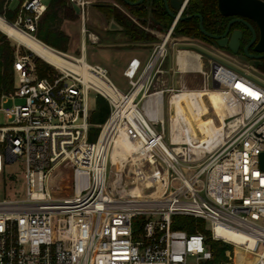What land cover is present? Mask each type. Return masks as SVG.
Returning a JSON list of instances; mask_svg holds the SVG:
<instances>
[{
	"label": "built area",
	"instance_id": "2783aa9c",
	"mask_svg": "<svg viewBox=\"0 0 264 264\" xmlns=\"http://www.w3.org/2000/svg\"><path fill=\"white\" fill-rule=\"evenodd\" d=\"M76 1L85 18L90 1ZM189 2L184 0L170 28L154 45L148 63L142 67L135 57L124 71L131 85L123 91L126 96L140 86L134 103L147 139L136 133L148 148L145 159L161 178L167 172L160 196L127 192L121 178L113 183L110 149L116 130L107 126L117 104L86 78L85 68L55 66V71L40 76L34 53L16 52L14 88L0 99V110L7 119L0 125V179L5 186L15 182L18 174L6 169L19 160L25 165L26 188L22 196L0 199V264H212L207 236L201 231L174 229L175 214L205 219L212 239L233 246L231 264H236L238 248L245 253L240 264H264V167L260 159L264 152V81L224 62L213 73L203 70L204 88H209L212 76L239 106L230 113L233 118L226 134L196 142L197 146L184 139V118L175 124L171 121L170 134L175 128L180 141L173 137L166 141L164 118L155 99L148 107V101L139 97L145 89L148 96L162 100L163 89L155 88V82L163 72L177 21ZM47 6L43 0H21L13 23L34 35ZM83 31L87 32L85 26ZM58 52L79 66L84 59L88 61L84 52L81 56ZM86 70L120 89L106 66L90 63ZM91 89L111 104V114L95 140L89 137ZM10 100L14 103L6 106ZM194 167L198 168L193 172ZM57 169H70L69 194L57 192L61 189L54 173ZM132 173L136 185L149 177L153 182L147 187L156 182L155 175L142 165ZM141 214L144 220L135 232L134 220ZM250 256L256 257L249 261Z\"/></svg>",
	"mask_w": 264,
	"mask_h": 264
},
{
	"label": "trees",
	"instance_id": "16d2710c",
	"mask_svg": "<svg viewBox=\"0 0 264 264\" xmlns=\"http://www.w3.org/2000/svg\"><path fill=\"white\" fill-rule=\"evenodd\" d=\"M134 1V0H133ZM96 6L100 12L108 19L114 17L123 27V31L132 41H155L157 36L145 27L149 24L156 26L160 30L168 28L173 21V17L167 10L164 0H145L144 4L133 5L125 0H97ZM186 13H201L203 25L208 31H218L221 29L222 20L226 17L218 10V0H190L186 8ZM0 14H4L7 20L14 22L18 15V8L15 10L5 6V0L0 2ZM63 18L76 19L75 12L69 0H51L40 21L34 35L48 45L65 50L68 47L70 37L59 28V23ZM200 17L192 16L180 19L176 26V31L186 35L200 36L202 31L199 26ZM31 53V51H30ZM15 48L0 31V99L3 93H8L14 88L15 73ZM40 76L48 72L55 71L54 66L43 61L39 57L35 58ZM260 69L264 72V59L260 64ZM111 114V104L102 94H98L97 106L91 111V131L90 139L95 140L100 132V125L103 124ZM70 183H71V179ZM62 184L61 194H69L71 186ZM144 216H137L134 220V231L137 232ZM172 227L174 229H184L189 233L197 231L203 232L208 239L209 246L213 252L212 264H231L233 246L221 240H214L205 219L187 214L173 215Z\"/></svg>",
	"mask_w": 264,
	"mask_h": 264
},
{
	"label": "rangeland",
	"instance_id": "374dc122",
	"mask_svg": "<svg viewBox=\"0 0 264 264\" xmlns=\"http://www.w3.org/2000/svg\"><path fill=\"white\" fill-rule=\"evenodd\" d=\"M43 1L45 3H48L49 0H43ZM0 2H1V0H0ZM20 2H21V0H10V2L8 4L9 9H11V10L17 9L20 5ZM5 3H6V0H5ZM96 3H97V0L90 1L88 6L86 7V22H85V25L87 28V32H86L87 42H86V44H89L87 60L90 63H99V64L106 66L109 70L108 75H109L110 79L113 81V83L118 88H120L122 91H127L129 89L130 85L128 82V78L125 77L123 74V69H124L125 64L128 60L129 52H130L129 46H126V47L124 46V45H127L126 42L128 40V36L122 30H109L108 24H109L110 19L109 20L104 19L103 22L100 21V18H99L100 13L97 11L98 8L96 6ZM1 15L4 16V14H1ZM79 17L80 16H78V19H79ZM77 20L75 22L77 25V28H76L77 30H76V32H72L73 33L72 34V42H73V45L76 44V42L78 44H76L74 46L73 50L72 49L70 50V54H72L74 56H81L82 48H83V44H81V41H82L83 36L85 34L81 31V28H82L81 17L78 21ZM178 21H177V23H178ZM171 25H172V23L170 24V26ZM170 26L167 29H169ZM176 26H177V24H176ZM176 26H175L174 32L172 34L171 43L175 42V41H179L183 45H186V44H193L191 41H194L195 44L192 45L194 48L199 49L200 51L207 53L211 57L215 58L212 60L213 61L212 62V68H211L212 73L216 69V67L219 65V63H220L219 61H223L224 63H227V64H229V65H231V66H233L239 70L244 69L238 62L230 59L227 56L220 54L218 50L212 49L208 46L198 45L196 43H200V42L197 40L191 39L190 35L182 34L179 31L177 32ZM1 32H2V34H4L6 36V39H8L9 42L12 44V46L15 48V54H16V52H30L31 51L30 49H28L26 46H24L23 44L18 42L13 37L9 36L8 34L4 33L3 31H1ZM92 33L98 34V36L100 37L99 42H95V43L93 42V40L91 38ZM162 35H163V33L161 31L157 32L156 33L157 40L160 39L162 37ZM33 55L35 58L39 57L35 53ZM39 58L42 59L43 61H45L43 58H41V57H39ZM52 66H54V65H52ZM54 68H55V66H54ZM259 79L264 81V79H261V78H259ZM192 84L194 86L193 85L189 86V89H202V88H204V75H200V74L194 75V77L192 79ZM182 89H186V88H182ZM207 89L214 90V91L225 90L223 88V85L221 83L217 82L214 78H212V76H211V78H209V88H207ZM151 90H153V89H151ZM178 91H180V90L177 89V90L167 91L163 94L162 100L160 99V101L162 102L161 109H160L161 113H162L161 115L163 116L164 122H165V132H166L165 139H166V141L170 140L169 134H170V129H171V121L174 119V110L172 109V107L170 105V98H171L173 93L178 92ZM98 94H99V92L94 90V89H91L89 92L88 104H89V108L91 111L94 110L97 106ZM203 99H204V100H202L203 110L205 108L206 110H204V111L206 113H204L202 115V119H207V118L212 117L215 119L217 124H220V116L218 115V113H216L217 106L213 102L214 98L212 99L211 96L208 97L206 95V96H204ZM13 103H14V101L10 100L5 105L10 106ZM141 105H142V103L140 102L139 106L141 107ZM238 106H239V103H238L236 108H238ZM236 108L233 107V108L227 110L228 115L226 117V125L224 128V134H226L229 131V128L227 125H228V122L233 118V116H230V113H232L233 110H235ZM185 109H186L187 116H189V117L184 116L185 117L184 119L186 120L187 126L189 124L188 127H190V125L192 123L194 125V128L197 131L198 135L201 138L205 137V133L202 132V130L199 126V123L201 120H197L194 118V116H192V115H194V113L192 112V110L189 107H185ZM190 114H191V116H190ZM190 120H191V122H190ZM174 122L176 123V121L173 120V123ZM5 123H7L5 113L2 110H0V125L5 124ZM174 124H173V127H174ZM156 127H157V129H161L160 123H158L156 125ZM174 131L177 133L175 128H174ZM175 132L173 134H175ZM113 148L114 147L112 146L110 155L112 154ZM123 149L126 151V154H128L127 155L128 158L124 162L126 164L125 168L123 171H121V173L119 175L116 176V174L113 172L112 167H111L110 168L111 178H112L113 183H116V184H118V182L120 181V178H121V180L124 183V184H122L123 188L124 189H130L131 188L130 186L136 185L135 183L132 182L133 173L130 172V160L132 158H135L136 156H138V153L134 151L136 149L129 148L128 146L127 147L124 146ZM137 149H139V148H137ZM143 149L148 150V148H146V146H142V150ZM168 150L171 153V155H174L173 151L170 148H168ZM113 160H114V153H113ZM141 165L145 168V170L147 172H149V174H154L156 177V182L154 183V185H152L150 187H147V185H145V186L142 185L143 186V192L146 194H150L153 190L156 189L157 185L160 183L159 181H161L165 178L167 172L165 173V176L161 178L160 173H158L156 169H151V165L149 164V162L146 161L145 158L143 159V161H141ZM182 165L187 166L188 164L185 161H182ZM24 168H25L24 163H22L19 160L12 161L9 163V165L6 169L7 172H15L18 174V176L15 177L17 179L15 182H11V183L7 184L6 186H5L4 182H2V180L0 179V199H3L5 197L13 198V197L24 195L25 188H26V182H25V178H24ZM197 168L198 167L192 168V171L194 172ZM54 173H55V176H57V175L59 176L58 186L61 189L59 191L57 190V192L61 193V191H62L61 179H62L65 187H66V185L70 186V182H69L70 181L69 178H71L70 169H65L64 171H62L61 169H57ZM141 183H143V182H139V184H141ZM179 183H180V181L178 179H176L174 181L175 185H178ZM127 185H129V186H127ZM200 185H201V183H198V186H200ZM163 190L164 189H162V188L157 190L155 196L161 195ZM140 216L142 217L143 215L141 214ZM141 221H143V219H141ZM244 257H245L244 251L242 249L238 248L237 249L236 264H240ZM254 259H255V256L249 257V261H252Z\"/></svg>",
	"mask_w": 264,
	"mask_h": 264
},
{
	"label": "bare ground",
	"instance_id": "6f19581e",
	"mask_svg": "<svg viewBox=\"0 0 264 264\" xmlns=\"http://www.w3.org/2000/svg\"><path fill=\"white\" fill-rule=\"evenodd\" d=\"M0 30L8 34L9 36L13 37L14 39H16L18 42L26 46L28 49H30L39 57L43 58L45 61L49 62L50 64L58 68L70 67L78 71H82V69L85 68L86 78L94 82V84L98 88H100L105 94L112 96V100L115 101L117 104V109L113 112L112 116L110 117L109 124L107 126L109 129H112L113 131L116 130V134L113 136L114 143L112 146L114 148L112 154L110 155L113 172L117 176L125 168L126 164L124 162L127 160L128 154H126V151L123 149L124 146L126 147L128 146L129 148L132 149H136L134 151L138 153V156H136L135 158L132 159L130 158L131 159L130 172H134L137 168L141 166V161H143V159L146 158V155L149 152L148 150H144V149L142 150V146L145 145L143 141L138 137V134L136 133V130H138L147 139L137 120L139 113L141 114V112L138 111L134 103V97L137 94L138 90L140 89V86L137 88V90H135L133 94L126 96V94L123 91L112 87L102 78H94L92 74L90 75L89 72L86 70L90 62L84 59L82 65L80 66L71 62L62 53L58 52L51 46L47 45L46 43H44L34 35L21 29L13 22L7 20L5 17L1 15H0ZM206 95L208 97L211 96L212 99L214 98L213 102L217 106L216 113H218V115L220 116V124H217L215 119L212 117L207 119H202V115L206 113L204 111L206 109L204 108L203 110L202 100H204L203 98ZM170 105L174 110L173 120L176 121L177 123L178 121H180V118H185L184 116H187L185 107H189L192 110V112L194 113V115L192 116H194L195 119L201 120L199 126L202 132L205 133V137L201 138L198 135L192 123L190 125L191 128L188 127L189 126L188 124L187 127L183 126V128L181 129V131L184 134L187 133L184 137L185 141L190 142L191 145L193 146H197L196 142L199 141L209 142L211 139L213 140L214 138L221 137V135L224 133V128L226 125V117L228 115L227 110L233 107L236 108L238 102L236 98L226 90L214 91L207 88H202V89L186 88L172 94L170 98ZM125 118L128 119V121L126 122L127 124L123 121V119ZM173 139L174 141H180L179 132L177 133L175 132V134H173ZM208 147H210V145ZM182 149L183 148L180 145H176L177 151L182 152ZM113 153H114V160H113ZM167 159L171 160V158L168 155H167ZM167 181L168 179L166 173L165 178L159 181L160 183L158 182L159 184L157 185L156 189L153 190L149 194V196L151 198L156 197L155 196L156 191L161 188L164 189L166 187ZM152 182H153L152 177H149V180L144 181L141 184L130 186L131 187L130 189H124V190H127V192H131L133 194H143L142 185L144 186L151 185Z\"/></svg>",
	"mask_w": 264,
	"mask_h": 264
},
{
	"label": "crops",
	"instance_id": "0c3cea01",
	"mask_svg": "<svg viewBox=\"0 0 264 264\" xmlns=\"http://www.w3.org/2000/svg\"><path fill=\"white\" fill-rule=\"evenodd\" d=\"M50 1L51 0L48 1L47 5L50 3ZM97 11L100 13V16L99 15L98 16H99L101 22H103L104 19L109 20L105 14H103L99 10H97ZM78 16H80L82 19L81 31L85 34V35L83 34L84 36H83V39L81 41V44H83V48H84V49L82 48V52H84V54L87 58L89 44H86L87 34H86V32L83 31V27L84 26L86 27V25H85L86 14H85V18H83L81 14H78ZM80 17H79V19H80ZM77 19L78 18H76V19L63 18V20L58 25L59 28L61 30H63L66 34H68L70 37L67 49L62 50V49L53 47L51 45H49V46H51L52 48H54L58 51H62V52H66V53L70 54V50L71 49L73 50L74 46L76 44H78L76 42V44L73 45V42H72V34H73L72 32H76V30H77L76 29L77 25L75 23ZM145 28L155 35L157 32H160V29L158 27L151 26L149 24ZM92 34L97 36L96 40L92 39L93 42L94 43L99 42L100 37L98 36V34H96V33H92ZM159 40L160 39L155 40V41H132L128 36V40L126 42L127 45H124V46L125 47L129 46L130 52H129L128 60H127L125 67L123 69V74H124L126 67L129 64V62L135 57L140 59L142 67L145 66L151 57L154 45ZM191 42L193 44H195L194 41H191ZM193 44L183 45L179 41H175V42L170 43L169 54H168V56H167V58L163 64V72L159 75V80H157L155 82V84H156L155 88L163 89V94L167 91H172V89L177 90L179 88H189V86L193 85L192 79H193L194 75H198V74L203 75L202 74L203 70L204 71L205 70L206 71L211 70L212 62H213L212 61L213 59L211 58V56L208 55L207 53L200 51L199 49L194 48L192 46ZM124 76H125V74H124ZM129 85H130V83H129ZM130 89H131V85L129 86V89L127 91H129ZM139 97L142 98V101H144V100L148 101V104H147L148 107L151 105L152 99L153 100L155 99L156 109L158 110L160 115L162 114L161 110H160L161 104H162V102L160 101V99H161L160 96H156V97L148 96V93H146L145 89H143L139 93ZM169 135H170L169 139H171V137H173V134H169Z\"/></svg>",
	"mask_w": 264,
	"mask_h": 264
},
{
	"label": "water",
	"instance_id": "95a60500",
	"mask_svg": "<svg viewBox=\"0 0 264 264\" xmlns=\"http://www.w3.org/2000/svg\"><path fill=\"white\" fill-rule=\"evenodd\" d=\"M93 1V0H89ZM129 4L139 5L144 4L145 0H125ZM72 7L74 8L77 14H81V6L76 0H69ZM165 6L169 11L170 15L177 17L178 12L182 9L184 0H164ZM218 10L223 16H239V18H232L229 21L228 27L223 35L215 34L208 31L203 25V16L201 13L193 14H181L179 19H186L192 16L200 17V30L208 37H213L218 39L221 47H229V50H219V53L229 57L230 59L238 62L244 69L241 71H248L255 77L264 79V72L260 69L261 59L264 57V0H218ZM254 20L259 27V36L255 28L246 18ZM235 20H241L248 24L252 31L253 37L250 42L244 48L243 56H236L239 50L240 37L242 36V31L237 29L234 31L233 35L228 36V32L231 24ZM109 30H123L124 27L115 20L114 17H111L108 24ZM163 35L166 33L167 28L160 30ZM223 37V39H220ZM228 44V45H227ZM253 45V52L249 48ZM56 50V49H55ZM32 52V51H31ZM33 53V52H32ZM212 59H215L211 57ZM223 62V61H219ZM261 165L264 167V152L260 155Z\"/></svg>",
	"mask_w": 264,
	"mask_h": 264
},
{
	"label": "flooded vegetation",
	"instance_id": "af4514ba",
	"mask_svg": "<svg viewBox=\"0 0 264 264\" xmlns=\"http://www.w3.org/2000/svg\"><path fill=\"white\" fill-rule=\"evenodd\" d=\"M185 10L183 11L182 14H184V15L189 14V13H186ZM232 18H239V16H226L222 20V26L223 27H221V29L218 30V31H210V32H213V33L219 34V35H223L225 33L227 27H228L229 21ZM246 19L255 28L256 33H257V37H258L259 36V27H258L257 23L254 20H252V19H249V18H246ZM237 29L242 31V36L240 37L239 50H238V53H236V56H243L245 54L244 53L245 46L250 42V40L253 37V31H252L251 27L248 24H246L245 22H243L241 20H235L230 26V29H229V32H228V36H230V38H231V36L233 35L234 31L237 30ZM190 38L193 39V40L199 41L200 43H197V44L201 45V46H208V47H210L212 49H216V50L217 49H219V50H227V51L229 50L228 46H226L224 48L221 47V45L219 44L218 39L213 38V37H208L203 32L201 33L200 36L192 34V35H190ZM220 39H223V37H221ZM249 50L251 52H253V45L249 48ZM263 59H264V57L261 59V61H263Z\"/></svg>",
	"mask_w": 264,
	"mask_h": 264
}]
</instances>
